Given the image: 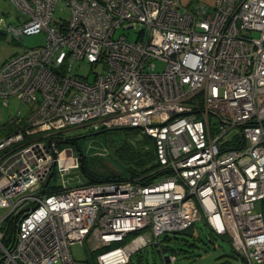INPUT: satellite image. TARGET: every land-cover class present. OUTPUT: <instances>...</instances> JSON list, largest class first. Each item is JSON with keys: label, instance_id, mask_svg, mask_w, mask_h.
Returning a JSON list of instances; mask_svg holds the SVG:
<instances>
[{"label": "built area", "instance_id": "2783aa9c", "mask_svg": "<svg viewBox=\"0 0 264 264\" xmlns=\"http://www.w3.org/2000/svg\"><path fill=\"white\" fill-rule=\"evenodd\" d=\"M9 1L23 17L9 30L45 40L0 63L1 105L20 102L0 138V264H129L201 217L245 264H264V0ZM121 26L136 38L115 37ZM82 59L92 78L73 72ZM78 125L138 128L157 167L68 185L81 154L59 143ZM83 242L95 261L72 257Z\"/></svg>", "mask_w": 264, "mask_h": 264}, {"label": "rangeland", "instance_id": "374dc122", "mask_svg": "<svg viewBox=\"0 0 264 264\" xmlns=\"http://www.w3.org/2000/svg\"><path fill=\"white\" fill-rule=\"evenodd\" d=\"M58 6L60 7L61 3ZM54 17L66 19L68 13L57 9ZM22 20L23 17L11 1L0 0V63L25 48L44 43L43 32L24 35L23 39H19L9 30V26L17 28ZM136 31L135 28L121 26L115 31V37L122 33L128 39L134 40L137 36ZM251 35L257 36L258 34L252 32ZM164 68L165 62L156 61L157 70L161 71ZM92 69L94 66L85 59L78 60L73 65L74 73L90 75V78H92ZM19 104L20 102L14 97L9 98L8 105L5 107L0 103V138L14 129L13 118ZM32 106V104L23 103L18 117H26ZM61 137L72 140L61 141L60 149L80 152L87 167L100 170L101 165L104 164L122 179H131L133 171L151 167L155 163L152 152L154 143L149 137L141 134L138 128H106L95 131L89 125H78L63 129ZM138 153L144 159L139 157ZM64 178L68 185L87 181L81 168L69 170ZM53 181L59 184L60 177H54L51 182ZM2 214L3 210L0 211V216ZM209 229L205 219L201 217L195 221L193 227L186 231L160 234L157 237L158 245L152 242L142 247L131 255L129 264H165L162 257H167V252L161 248H169L175 254V261L167 262V264H245L244 259L233 250L232 243L227 236L209 234ZM193 234H198L199 237L194 238ZM165 235H168L170 239L165 240ZM70 251L75 259L91 261H95L98 252L91 250V245L87 242L71 245Z\"/></svg>", "mask_w": 264, "mask_h": 264}, {"label": "trees", "instance_id": "16d2710c", "mask_svg": "<svg viewBox=\"0 0 264 264\" xmlns=\"http://www.w3.org/2000/svg\"><path fill=\"white\" fill-rule=\"evenodd\" d=\"M138 136V135H137ZM148 137V136H147ZM150 138V137H149ZM153 142V139L150 138ZM72 139L70 138H64V141H71ZM153 150H154V145H153ZM153 152V156L155 158V153L154 151ZM80 153V152H79ZM81 154V153H80ZM140 154L138 153V156ZM143 156V154H142ZM141 157V156H139ZM142 159H144V157H141ZM157 167V163H156V159H155V163L153 164V166L151 167H148V168H144V169H141L140 170H137V171H133V177H136V176H141V175H144V174H147V172L155 169ZM79 168L82 169L83 173L85 174V176L87 177V183H94V182H98V181H111V180H120L122 178H119V176L112 170H110L108 167L104 166V164L101 165V169L100 170H96V169H93V168H89L87 167L85 164H84V157L81 156L80 157V164H79ZM78 168V169H79ZM108 168V169H107ZM154 173H151V174H148L146 175L145 177H143V180L144 181H147V180H150L152 177H153ZM57 188H49L48 186L46 187L45 189V193H49V192H52L54 190H56ZM195 224V222L190 226V227H193ZM207 224V223H206ZM189 227V228H190ZM189 228L185 229V230H182L183 231H186L188 230ZM210 228V227H209ZM202 229V228H201ZM177 232H180V231H177ZM209 234H216L211 228L209 229L208 231ZM219 235V234H217ZM194 238H198L199 235L198 234H193L192 235ZM211 236V235H210ZM165 240H168L170 239V237L168 235H165L164 237ZM229 239V238H228ZM157 246V245H156ZM233 248V247H232ZM162 250H164L165 252H167L168 254H173L169 249V248H161ZM234 250V249H233ZM235 251V250H234ZM175 255V254H174ZM89 260V259H88ZM162 260L164 261V258L162 257Z\"/></svg>", "mask_w": 264, "mask_h": 264}, {"label": "crops", "instance_id": "0c3cea01", "mask_svg": "<svg viewBox=\"0 0 264 264\" xmlns=\"http://www.w3.org/2000/svg\"><path fill=\"white\" fill-rule=\"evenodd\" d=\"M183 3H185L188 6H192L197 0H181ZM204 2L211 4L214 0H203Z\"/></svg>", "mask_w": 264, "mask_h": 264}, {"label": "water", "instance_id": "95a60500", "mask_svg": "<svg viewBox=\"0 0 264 264\" xmlns=\"http://www.w3.org/2000/svg\"><path fill=\"white\" fill-rule=\"evenodd\" d=\"M52 174H53V172H51V173L49 174V176L47 177V179H46V181H45V184H44V185H46V184H47V182H48V181H49V179L51 178Z\"/></svg>", "mask_w": 264, "mask_h": 264}]
</instances>
